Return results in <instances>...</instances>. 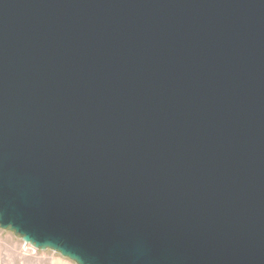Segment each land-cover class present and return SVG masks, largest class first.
Masks as SVG:
<instances>
[{"label": "water", "instance_id": "1", "mask_svg": "<svg viewBox=\"0 0 264 264\" xmlns=\"http://www.w3.org/2000/svg\"><path fill=\"white\" fill-rule=\"evenodd\" d=\"M0 228L264 264V0H0Z\"/></svg>", "mask_w": 264, "mask_h": 264}, {"label": "rangeland", "instance_id": "2", "mask_svg": "<svg viewBox=\"0 0 264 264\" xmlns=\"http://www.w3.org/2000/svg\"><path fill=\"white\" fill-rule=\"evenodd\" d=\"M56 261L78 264L49 248L37 250L30 245L24 246L12 230L0 228V264H55Z\"/></svg>", "mask_w": 264, "mask_h": 264}, {"label": "built area", "instance_id": "3", "mask_svg": "<svg viewBox=\"0 0 264 264\" xmlns=\"http://www.w3.org/2000/svg\"><path fill=\"white\" fill-rule=\"evenodd\" d=\"M23 245H24V246H27V245H30V244H28V243H26V242H23ZM30 247L34 248V247L31 246V245H30ZM34 249H36V248H34Z\"/></svg>", "mask_w": 264, "mask_h": 264}, {"label": "bare ground", "instance_id": "4", "mask_svg": "<svg viewBox=\"0 0 264 264\" xmlns=\"http://www.w3.org/2000/svg\"><path fill=\"white\" fill-rule=\"evenodd\" d=\"M34 253V252H33ZM55 264H64L63 262H61V261H56V263Z\"/></svg>", "mask_w": 264, "mask_h": 264}]
</instances>
